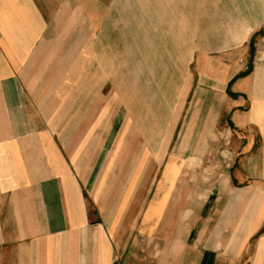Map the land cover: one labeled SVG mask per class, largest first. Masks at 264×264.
I'll return each instance as SVG.
<instances>
[{"label":"crops","instance_id":"crops-1","mask_svg":"<svg viewBox=\"0 0 264 264\" xmlns=\"http://www.w3.org/2000/svg\"><path fill=\"white\" fill-rule=\"evenodd\" d=\"M56 12L37 0H0V264H199V243L188 255L182 243H157L155 198L140 222V207L125 204L122 186L116 193L124 145L137 180L154 181L150 149L172 145L182 111L157 144L149 101L157 80L143 84L141 105L138 71L128 91L135 108L125 112V62L109 51L107 31L99 53L77 47ZM180 34L174 85L187 86L188 32ZM197 49L199 121L186 120L176 145H238L236 160L261 145L264 166V0H199Z\"/></svg>","mask_w":264,"mask_h":264},{"label":"rangeland","instance_id":"rangeland-1","mask_svg":"<svg viewBox=\"0 0 264 264\" xmlns=\"http://www.w3.org/2000/svg\"><path fill=\"white\" fill-rule=\"evenodd\" d=\"M38 1L45 13L56 14L59 9L55 15L59 29L74 31L77 47L88 43L99 53L100 33L107 31L109 51L117 50L125 62V112L131 106L135 108L137 100L131 99L128 91L137 72L141 105L148 100L149 87L143 84L149 78L157 80L149 99L155 103L157 144L162 142L167 124L181 117L172 145H153L150 149L151 165L146 169L154 181L144 180L141 173L137 180L138 165L134 164L131 145H124L123 165L115 169L116 193L122 186L125 204L140 207V222L154 198L153 206H160L154 219L157 243H182L187 255L199 243V264H264V249L260 256L264 238V215L260 213V205H264V166L258 157L261 145L238 160V154L243 153L238 145L235 150L229 145H176L186 120L199 121L193 117L199 111V102L193 103L199 89V55L196 58L194 54L196 45L199 50V0ZM180 30L188 32L187 86L174 85L179 81ZM178 110L182 111L179 116ZM196 131L195 124L193 135ZM164 171L172 182L166 183L164 178L160 181ZM107 200L110 205L114 198Z\"/></svg>","mask_w":264,"mask_h":264}]
</instances>
